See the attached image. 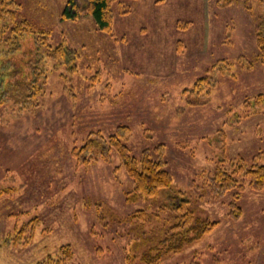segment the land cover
Masks as SVG:
<instances>
[{"label": "rangeland", "instance_id": "374dc122", "mask_svg": "<svg viewBox=\"0 0 264 264\" xmlns=\"http://www.w3.org/2000/svg\"><path fill=\"white\" fill-rule=\"evenodd\" d=\"M67 1L17 0L46 42L40 92L0 104V264H143L185 212L216 226L154 264H264V187L214 195L207 181L264 164V0H114L108 31L62 18ZM62 42L73 73L46 54ZM118 125L132 156L161 151L170 188L130 200L115 150L77 161L90 130Z\"/></svg>", "mask_w": 264, "mask_h": 264}, {"label": "trees", "instance_id": "16d2710c", "mask_svg": "<svg viewBox=\"0 0 264 264\" xmlns=\"http://www.w3.org/2000/svg\"><path fill=\"white\" fill-rule=\"evenodd\" d=\"M113 2L114 0H87L84 8L78 9L74 5V0H68L61 17L75 19L81 12L89 14L99 30L108 31L112 22ZM19 8L17 0H0V104L8 99L17 104L31 101L41 90L40 74L43 71L41 64L44 55L40 53V45L45 44L46 36L43 29H39L29 19L19 17ZM256 26L257 44L264 56V31L260 24L257 23ZM27 40L35 47L26 46ZM45 51L51 58L64 63L69 73L75 72L76 50L62 42L54 47L48 46ZM126 132L124 125L116 126L115 131L106 137L99 130H90L82 144L72 149V153L78 162L88 164L89 158H94L95 155L108 160L109 151L115 150L120 165L133 182V189L128 193L130 200L143 195L157 196L170 188L171 176L163 168L161 151L156 159L146 150L139 158L132 156L130 149L123 143ZM232 163L235 165L233 168L223 170L217 167L207 176L209 189L214 195H221L234 187L242 188L243 182H247L253 189L264 187V164L252 162L245 166L242 159ZM238 174L241 176V183L237 179ZM183 208L182 201L177 205V209ZM236 211L231 212L234 218L239 216V207ZM139 216L143 218L141 211ZM215 226L213 221L194 217L185 212L180 224L164 232L159 239L142 251L139 256L140 262L154 264L164 255L197 240Z\"/></svg>", "mask_w": 264, "mask_h": 264}]
</instances>
